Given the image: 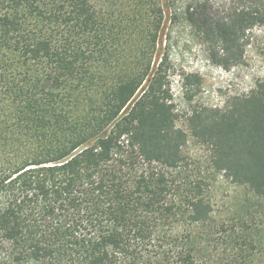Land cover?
<instances>
[{"label":"trees","instance_id":"1","mask_svg":"<svg viewBox=\"0 0 264 264\" xmlns=\"http://www.w3.org/2000/svg\"><path fill=\"white\" fill-rule=\"evenodd\" d=\"M167 20L230 69L264 0H0V264H264V81L179 128ZM218 175L251 194L228 219Z\"/></svg>","mask_w":264,"mask_h":264},{"label":"rangeland","instance_id":"2","mask_svg":"<svg viewBox=\"0 0 264 264\" xmlns=\"http://www.w3.org/2000/svg\"><path fill=\"white\" fill-rule=\"evenodd\" d=\"M184 2L177 0V6ZM170 22L167 20L163 28L159 53L167 58V81L171 102L179 115V128L187 131L185 118L194 108H223L228 97L247 94L257 82L264 81V25L248 32L243 62L223 69L208 60L203 45L184 23ZM187 75L200 79L194 94V85L186 89L182 86ZM191 94L194 96L187 100ZM184 154L189 163V180L193 182L204 177L209 160L207 148L190 140L184 148ZM207 195L215 217L221 220L230 218L238 200L251 194L246 188L218 175L211 181Z\"/></svg>","mask_w":264,"mask_h":264}]
</instances>
